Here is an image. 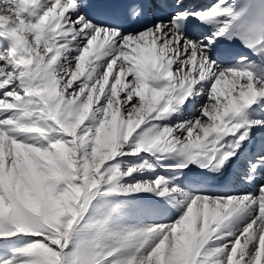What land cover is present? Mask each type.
<instances>
[{"label": "snow or ice", "instance_id": "snow-or-ice-1", "mask_svg": "<svg viewBox=\"0 0 264 264\" xmlns=\"http://www.w3.org/2000/svg\"><path fill=\"white\" fill-rule=\"evenodd\" d=\"M0 264H264V0H0Z\"/></svg>", "mask_w": 264, "mask_h": 264}]
</instances>
